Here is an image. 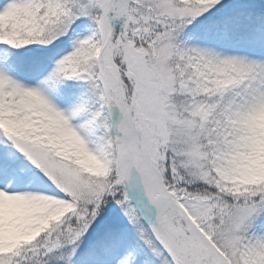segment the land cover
I'll return each mask as SVG.
<instances>
[{
	"label": "snow or ice",
	"instance_id": "6c2138e0",
	"mask_svg": "<svg viewBox=\"0 0 264 264\" xmlns=\"http://www.w3.org/2000/svg\"><path fill=\"white\" fill-rule=\"evenodd\" d=\"M0 264H264V0H0Z\"/></svg>",
	"mask_w": 264,
	"mask_h": 264
}]
</instances>
